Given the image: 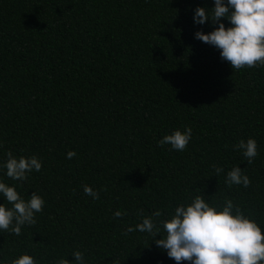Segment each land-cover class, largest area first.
Returning <instances> with one entry per match:
<instances>
[{
	"label": "trees",
	"instance_id": "1",
	"mask_svg": "<svg viewBox=\"0 0 264 264\" xmlns=\"http://www.w3.org/2000/svg\"><path fill=\"white\" fill-rule=\"evenodd\" d=\"M197 7L214 0H0V181L45 200L20 236L0 232V264L74 262L77 250L85 264H177L148 233L124 231L196 195L233 200L264 232V67L233 70L196 39L218 26L194 23ZM184 126L186 150L158 145ZM248 138L251 164L233 149ZM8 151L41 170L12 180ZM236 166L249 187L225 184ZM84 185L107 190L93 200Z\"/></svg>",
	"mask_w": 264,
	"mask_h": 264
},
{
	"label": "clouds",
	"instance_id": "2",
	"mask_svg": "<svg viewBox=\"0 0 264 264\" xmlns=\"http://www.w3.org/2000/svg\"><path fill=\"white\" fill-rule=\"evenodd\" d=\"M222 18L230 22L226 27ZM194 23L203 25L211 22L218 25L208 33L202 30L195 33V38L214 46L220 51V58L227 61L233 70L243 68L264 67V0H214V7L209 11L205 7H197L194 11ZM192 138V128L184 126L170 134H165L159 146L170 145L172 150H186ZM233 149L242 152L247 163L251 164L258 155L255 139H241L233 145ZM7 159L2 165L7 177L24 182L29 174L42 168L41 160L33 155L17 158L11 151L6 153ZM76 156L69 151L67 158ZM216 176L224 169L213 165ZM225 184H251L250 178L239 166L227 172ZM88 185L83 186L84 194L93 200L100 199V191ZM0 194L7 201L0 204V232H10L16 236L22 234V226L35 225L36 213L42 212L45 200L35 191L25 200L15 186L0 181ZM126 212L116 210L113 215L122 218ZM137 215L143 216V210ZM164 215L157 209L151 216H143L142 222L134 227L129 225L124 234L133 231L148 233L157 247L167 253L168 258L177 264L188 261L190 264H264V232L260 225L246 216L239 205L225 198L223 206L218 208L210 204L201 195H196L187 205L180 204L169 218L159 219ZM163 233V235H161ZM157 234L161 238L156 239ZM75 260L59 259L56 264H85L84 254L77 250L72 253ZM8 264H37V260L22 254Z\"/></svg>",
	"mask_w": 264,
	"mask_h": 264
}]
</instances>
